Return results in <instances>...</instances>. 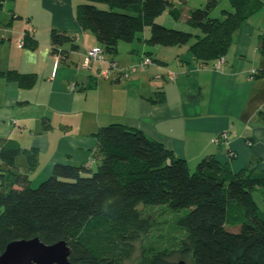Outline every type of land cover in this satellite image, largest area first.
<instances>
[{"label":"trees","instance_id":"trees-1","mask_svg":"<svg viewBox=\"0 0 264 264\" xmlns=\"http://www.w3.org/2000/svg\"><path fill=\"white\" fill-rule=\"evenodd\" d=\"M5 1L0 0V11ZM218 2L207 0L205 7L192 10L188 23L200 30L195 34L156 21L167 7L180 19L182 8L171 0H86L78 20L106 52L150 28L146 40L154 45L179 46L196 37L193 54L207 63L225 57L235 31L262 7L261 0H230L233 10L213 17ZM52 38L53 53L65 61L62 46L74 37L53 31ZM30 39L27 34L25 47ZM260 49L264 53V37ZM0 76L34 80L15 70ZM97 137L95 165L56 163L38 185L15 170L20 142L0 140V255L13 240L39 237L47 244L67 241L74 264H122L157 217L169 211L184 237L173 248L144 245L138 264L183 263L177 256L194 264H264V211L254 193L264 189V169L235 172L231 162L215 155L192 169L163 143L121 123L101 127Z\"/></svg>","mask_w":264,"mask_h":264},{"label":"crops","instance_id":"crops-1","mask_svg":"<svg viewBox=\"0 0 264 264\" xmlns=\"http://www.w3.org/2000/svg\"><path fill=\"white\" fill-rule=\"evenodd\" d=\"M85 2L6 0L0 11V71L34 77L23 83L0 76L1 113L5 111L0 113V140L20 142L25 159L19 160L21 154L17 158L19 174L36 185L56 163L93 165L97 131L112 123L141 129L193 169L209 155L231 162L235 172L264 169V0L235 31L220 69L213 67L216 60L205 63L194 56L196 39L165 47L150 44L146 31L106 52L108 60L123 68L138 66L145 55L153 58L127 80L98 75L97 65L81 68L83 54L103 46L79 24V6ZM213 17H223V10ZM16 18L22 19L21 33L9 27ZM29 24L34 29L29 48H20L13 38L20 39ZM53 31L74 37L62 46L65 61L53 53ZM222 133L228 139L215 141Z\"/></svg>","mask_w":264,"mask_h":264},{"label":"rangeland","instance_id":"rangeland-1","mask_svg":"<svg viewBox=\"0 0 264 264\" xmlns=\"http://www.w3.org/2000/svg\"><path fill=\"white\" fill-rule=\"evenodd\" d=\"M175 6L182 8V15L180 19H175L172 14H171V8L167 7L164 12L159 16L157 22L160 24L167 26L169 28H175V29H182V30H187L195 34L193 31H198L197 33H200L199 29H195L191 27V25L188 23V18L192 12L193 9L195 8H202L205 7L207 4V0H171ZM218 5L214 12L212 13L211 16H221L222 10H230L231 8V3L230 0H218ZM102 8H108L107 5L102 4L100 6ZM216 14V15H213ZM22 19L21 18H16L14 20V25H10L9 27H14L15 30H17L18 33H21L24 29V25L21 24ZM149 35H150V28L146 30ZM1 38V36H0ZM196 39V37H193L189 40L188 44H191ZM19 40V39H18ZM18 40L14 37L13 42L14 44L18 42ZM186 45V44H185ZM29 45L26 46L25 49H28ZM146 56V55H145ZM144 56V57H145ZM150 57V56H148ZM152 58V57H151ZM221 58V57H220ZM153 59V58H152ZM226 62V61H225ZM215 69H220L216 68L215 65H213ZM130 77H128L129 79ZM127 80V79H126ZM75 86V85H74ZM73 86V87H74ZM2 103H0L1 106ZM1 107H0V113H1ZM5 111H3L1 114H3ZM1 134V133H0ZM222 138L219 136L215 139V141L219 142ZM228 139V138H227ZM224 138V140H227ZM24 156L21 154L19 160H24ZM90 164V163H89ZM88 164V165H89ZM193 169V168H192ZM41 171L39 168L36 170V172L39 173ZM32 178H35L37 174L32 175ZM35 184V183H34ZM37 183L36 185H38ZM255 197L260 203L262 210L264 211V189L260 190H255ZM162 209H157L156 215L161 213ZM235 232H238L240 230V226H235L233 227ZM184 237V234L178 229L176 226L175 220H174V214L165 211V213H161L157 217V224L154 225L150 232L146 235L143 236L142 239L137 241L135 243V251L132 254L131 257L125 259L122 264H138V262L141 259L142 255V249L144 245H151L153 246H160L162 248L164 247H170L173 248L175 247L176 244H178L179 240ZM177 261H183V264H194L189 257H178L177 256Z\"/></svg>","mask_w":264,"mask_h":264},{"label":"water","instance_id":"water-1","mask_svg":"<svg viewBox=\"0 0 264 264\" xmlns=\"http://www.w3.org/2000/svg\"><path fill=\"white\" fill-rule=\"evenodd\" d=\"M70 255L71 247L67 241L47 244L35 237L9 242L0 255V264H74Z\"/></svg>","mask_w":264,"mask_h":264},{"label":"built area","instance_id":"built-area-1","mask_svg":"<svg viewBox=\"0 0 264 264\" xmlns=\"http://www.w3.org/2000/svg\"><path fill=\"white\" fill-rule=\"evenodd\" d=\"M33 31H34L33 26L29 24L27 29L23 32L21 38L18 40L17 44L20 48L25 47V36L27 34H32ZM54 55L58 60L61 59L60 54L55 53ZM105 55H106V51L102 46L90 48L83 54V60L80 66L84 70H91L95 65H97L98 75H103L106 78L118 77L116 79L121 80V79H128V77H130V75L136 70V68H138V66L144 68L153 63V59L151 57L145 56L140 61L138 66L132 65L130 67L123 68L120 66V63L118 61L108 60ZM225 61H226L225 57L218 58V60L214 65L216 68H221V66L225 63ZM227 137L228 136L226 135L225 139H227Z\"/></svg>","mask_w":264,"mask_h":264},{"label":"bare ground","instance_id":"bare-ground-1","mask_svg":"<svg viewBox=\"0 0 264 264\" xmlns=\"http://www.w3.org/2000/svg\"><path fill=\"white\" fill-rule=\"evenodd\" d=\"M226 135H227V133H222V134H220V137H221L222 139H224V138L226 137Z\"/></svg>","mask_w":264,"mask_h":264}]
</instances>
